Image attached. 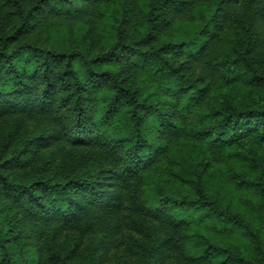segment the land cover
<instances>
[{"label": "trees", "instance_id": "obj_1", "mask_svg": "<svg viewBox=\"0 0 264 264\" xmlns=\"http://www.w3.org/2000/svg\"><path fill=\"white\" fill-rule=\"evenodd\" d=\"M264 264V0H0V264Z\"/></svg>", "mask_w": 264, "mask_h": 264}, {"label": "rangeland", "instance_id": "obj_2", "mask_svg": "<svg viewBox=\"0 0 264 264\" xmlns=\"http://www.w3.org/2000/svg\"><path fill=\"white\" fill-rule=\"evenodd\" d=\"M119 255H120V254H118V252H117L116 255H114L113 260L111 261L112 264H117Z\"/></svg>", "mask_w": 264, "mask_h": 264}]
</instances>
